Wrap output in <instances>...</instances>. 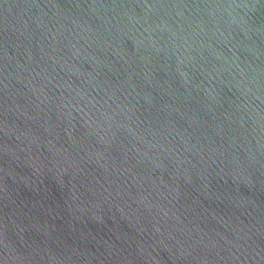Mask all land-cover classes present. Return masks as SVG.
<instances>
[{
	"label": "water",
	"instance_id": "obj_1",
	"mask_svg": "<svg viewBox=\"0 0 264 264\" xmlns=\"http://www.w3.org/2000/svg\"><path fill=\"white\" fill-rule=\"evenodd\" d=\"M0 158L140 264H264V0H0Z\"/></svg>",
	"mask_w": 264,
	"mask_h": 264
}]
</instances>
